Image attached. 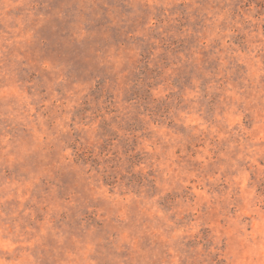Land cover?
I'll return each instance as SVG.
<instances>
[{
  "label": "rangeland",
  "instance_id": "374dc122",
  "mask_svg": "<svg viewBox=\"0 0 264 264\" xmlns=\"http://www.w3.org/2000/svg\"><path fill=\"white\" fill-rule=\"evenodd\" d=\"M0 264H264V0H0Z\"/></svg>",
  "mask_w": 264,
  "mask_h": 264
}]
</instances>
